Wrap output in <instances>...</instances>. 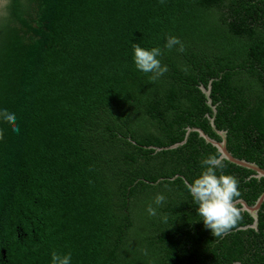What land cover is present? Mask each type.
Returning a JSON list of instances; mask_svg holds the SVG:
<instances>
[{"label":"trees","instance_id":"trees-1","mask_svg":"<svg viewBox=\"0 0 264 264\" xmlns=\"http://www.w3.org/2000/svg\"><path fill=\"white\" fill-rule=\"evenodd\" d=\"M169 35L183 53L164 48ZM133 43L163 49L168 71L150 81ZM212 78L229 150L264 167V0H5L0 109L19 132L0 122V264H52L53 251L71 264L264 263V203L258 230L214 237L180 177L147 182L191 183L218 152L197 132L147 148L186 126L219 138L199 87ZM225 164L253 203L264 178ZM241 214L237 226L252 221Z\"/></svg>","mask_w":264,"mask_h":264},{"label":"clouds","instance_id":"clouds-1","mask_svg":"<svg viewBox=\"0 0 264 264\" xmlns=\"http://www.w3.org/2000/svg\"><path fill=\"white\" fill-rule=\"evenodd\" d=\"M132 47L137 70L143 73H152L150 81L154 82L168 71L167 65L162 64L160 59L164 54L163 49L160 47L144 48L140 43H133ZM164 48L169 51L175 48L181 53L185 51L183 42L178 37L171 35L166 38ZM181 70L186 72L188 69L185 66ZM0 122L10 125L13 132H19L14 112L0 109ZM3 138L4 129L0 128V140ZM225 159V155L221 151L209 154L201 161V174L191 183H186L188 192L197 205V214L202 218L204 227L211 230L214 237H223L229 234L237 227L242 215L237 206V200L241 195L239 179L235 175L225 173ZM165 201L166 196L158 193L153 203L159 207ZM157 207L149 204L147 206L148 214L156 216ZM162 219L166 222L168 217L163 216ZM71 260V252L67 254L52 252V264H71Z\"/></svg>","mask_w":264,"mask_h":264},{"label":"water","instance_id":"water-1","mask_svg":"<svg viewBox=\"0 0 264 264\" xmlns=\"http://www.w3.org/2000/svg\"><path fill=\"white\" fill-rule=\"evenodd\" d=\"M212 81L213 78L209 80L208 86L204 87L203 85H199L200 89L202 90L205 99L206 104L210 107L211 113H206V117L208 119V122L211 126L212 131L219 137L215 138L210 136L208 133H206L201 127L198 126H186L185 127V133L183 139L180 141L174 142L170 145L166 146H156V145H149L147 148L153 149L154 153L161 151V150H168V149H174L181 145H183L187 139L189 138V135L191 132H197L199 137H202L206 143L211 144L214 146L217 151H221L225 155V160H227L230 163H233L237 166L246 168L251 170L253 173H251L250 177H255L257 179L264 178V167L260 166L255 161H250L245 158H240L235 156L228 148L227 145V130L225 129H218L216 126V115H217V103L212 102L211 97V87H212ZM133 141V140H132ZM134 142V141H133ZM180 177L185 184L190 183L186 177L182 174L176 173L173 176L170 177H159L156 181H147L150 184H157L159 181L167 179V180H174L175 178ZM264 203V190L259 193L257 198L254 200L253 203H248L244 198H238L237 200V206L240 208L242 212H247L250 217L252 218V221L248 224L237 226L233 231L241 230V229H247L252 228L254 230H258V224H259V210ZM230 264H242L240 261H233ZM264 264V263H261Z\"/></svg>","mask_w":264,"mask_h":264},{"label":"rangeland","instance_id":"rangeland-1","mask_svg":"<svg viewBox=\"0 0 264 264\" xmlns=\"http://www.w3.org/2000/svg\"><path fill=\"white\" fill-rule=\"evenodd\" d=\"M5 0H0V6L4 4Z\"/></svg>","mask_w":264,"mask_h":264}]
</instances>
